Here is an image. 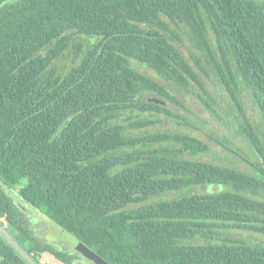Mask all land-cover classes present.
Listing matches in <instances>:
<instances>
[{"label": "trees", "instance_id": "16d2710c", "mask_svg": "<svg viewBox=\"0 0 264 264\" xmlns=\"http://www.w3.org/2000/svg\"><path fill=\"white\" fill-rule=\"evenodd\" d=\"M138 65L195 84L216 113L199 73L214 76L252 173L198 159L210 146L195 134L134 120L168 113L144 89L183 106ZM21 203L109 264H264V243L228 233L264 235V0H0V223L38 263L77 264L36 236ZM0 263L27 264L2 236Z\"/></svg>", "mask_w": 264, "mask_h": 264}, {"label": "rangeland", "instance_id": "374dc122", "mask_svg": "<svg viewBox=\"0 0 264 264\" xmlns=\"http://www.w3.org/2000/svg\"><path fill=\"white\" fill-rule=\"evenodd\" d=\"M183 43H179V47L185 56L190 61H193V56L200 53L193 46L186 36H183ZM74 57L68 54L64 59L58 63L63 67L69 69L73 65ZM139 70L151 77L155 81L166 86L170 92L182 103L183 106L176 103L159 100L154 92L144 89L140 95L143 101H153L158 99L163 103L168 110V113H143L139 117L134 116V120L146 119L151 121H159L154 125L148 126L146 131L149 133L164 132V131H180L188 132L197 135L201 140L205 141L210 146V151L206 154L197 156L198 159L207 162H213L218 164L230 165L245 172L252 173L251 165L246 161H255V155L249 147L247 141L243 136L238 134V120H236L237 111L232 106V102L227 93L222 89L218 81L214 76L208 77L205 73L200 72V77L204 81L209 94L215 96V102H212V108L216 111L212 112L199 94L205 99L208 96L201 92V89L193 85L190 91L187 92L180 88L176 84L169 85L168 82L159 77L153 70L138 65ZM243 105L248 117L252 123L259 124V113L252 101L250 93L247 90L242 92ZM130 116V114H129ZM133 116V115H131ZM128 117L125 116L124 119ZM132 120V121H134ZM127 119L124 123L128 124ZM146 134L144 130H136L133 133L138 132ZM233 150V152L231 151ZM234 152L236 154H234ZM201 191V190H198ZM23 204V205H22ZM23 210L26 211L27 216L31 220L32 226H34L36 236L43 242H52V237L55 241L64 242L74 251L81 253L83 257H86L82 251L78 250V246L86 248L72 234L68 233L54 221L43 215L41 212L33 209L25 203H21ZM234 238H245L247 242L256 244L257 242L264 243V235L251 232H243L240 230L232 229L228 232ZM86 250V249H84Z\"/></svg>", "mask_w": 264, "mask_h": 264}, {"label": "water", "instance_id": "95a60500", "mask_svg": "<svg viewBox=\"0 0 264 264\" xmlns=\"http://www.w3.org/2000/svg\"><path fill=\"white\" fill-rule=\"evenodd\" d=\"M152 102L162 103L159 102L158 99H153ZM0 236H2L6 240V242L16 251V253H18L27 262V264H40L25 248H23V246L13 237V235L1 223H0ZM84 246L86 247V245ZM77 249L82 251V253H84V255L88 259L94 261L95 264H109L106 260L98 256L93 250H91L88 247L82 248L78 246Z\"/></svg>", "mask_w": 264, "mask_h": 264}, {"label": "flooded vegetation", "instance_id": "af4514ba", "mask_svg": "<svg viewBox=\"0 0 264 264\" xmlns=\"http://www.w3.org/2000/svg\"><path fill=\"white\" fill-rule=\"evenodd\" d=\"M52 240L53 241L50 242L49 244H51L53 247L60 249L61 251L69 252V253L76 255V263L77 264H95L94 261L88 259L87 257H83L80 252L72 250L64 242L55 241L53 237H52Z\"/></svg>", "mask_w": 264, "mask_h": 264}]
</instances>
